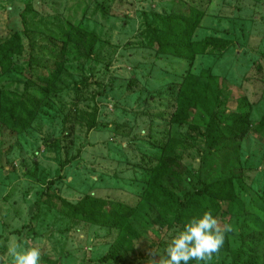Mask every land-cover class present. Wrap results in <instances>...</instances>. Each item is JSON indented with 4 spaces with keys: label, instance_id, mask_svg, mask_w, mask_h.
I'll return each mask as SVG.
<instances>
[{
    "label": "rangeland",
    "instance_id": "rangeland-1",
    "mask_svg": "<svg viewBox=\"0 0 264 264\" xmlns=\"http://www.w3.org/2000/svg\"><path fill=\"white\" fill-rule=\"evenodd\" d=\"M189 7L205 13L196 40L227 42L192 63L149 43L153 13ZM69 24L70 33H95L96 43L70 42L61 75L39 99L58 54L48 39L61 42L50 32ZM14 33L23 52L0 76V91L40 106L23 132L0 122V264H8L17 245L38 247L41 264L158 261L184 224L143 199L149 172L162 153L174 155L185 174L164 183L180 198L201 179L222 176L204 161L216 153H207L211 116L230 132L239 119L246 124L236 141L237 162L226 166L242 172L234 183L239 207L217 220L221 230L232 226L229 248L207 264H264V0H0V42ZM188 72L205 88L204 109L192 108L189 121L172 123ZM220 159L217 152L215 167L224 164ZM86 196L135 208L136 239L120 261H103L115 229L68 215L62 199L76 205Z\"/></svg>",
    "mask_w": 264,
    "mask_h": 264
},
{
    "label": "trees",
    "instance_id": "trees-1",
    "mask_svg": "<svg viewBox=\"0 0 264 264\" xmlns=\"http://www.w3.org/2000/svg\"><path fill=\"white\" fill-rule=\"evenodd\" d=\"M30 10V7L27 6L26 13ZM204 14L203 10L192 7L181 13L174 12L163 15L153 13V22L156 26L149 27V43L162 54L184 57L190 63L194 62L198 55L205 54L210 49L225 48L227 42L220 39L196 40L194 38L202 25ZM70 30L72 27L69 24L67 30L57 27L56 32H50L61 42L48 39L54 49L58 50V54L53 55L55 69L50 70L48 75L42 78L44 85L40 88L41 97L39 99L44 98L52 90L53 84L61 75L63 70L62 54L70 42L84 44L88 48L93 47L96 43L95 33L76 29L75 32L71 31L70 33ZM22 52L21 35L18 33H14L5 41L0 42V76L13 67L14 57L21 55ZM204 90L203 86L195 82L191 72L184 76V81L180 84L176 97V110L171 117L172 123L189 121V113L192 108L204 109V103L200 99ZM39 106L38 100L23 98L16 93L6 94L0 91V122L13 132H23L34 120ZM245 124L246 120L239 119L235 124L237 131L230 132L219 127L216 116L210 117L205 135L206 141L211 143L207 148V153L218 152L220 160L224 164L218 162L215 167L216 153L211 160L210 157H206L204 161L212 167L209 169L210 173H221L222 176L212 181L201 179L197 187L186 192L180 198L165 185L164 179L182 177L185 174L184 167L174 155L164 152L158 163L149 172L143 199L155 208L173 211L178 224H185L190 218L200 216L206 211H211L217 220L222 218V213L225 211L234 214L235 209L239 207L234 183L242 177V172L238 169L226 172V166L237 162L239 147L236 141ZM219 164H222V167ZM62 202L71 217H77L87 223L110 227L117 231V238L103 257V261L118 262L125 250L133 249V242L137 234L133 224V216L136 212L134 207L120 201H110L92 196L84 197L76 205L63 199ZM228 248L229 243L227 235H225L224 244L219 251ZM193 263L194 261L189 262V264Z\"/></svg>",
    "mask_w": 264,
    "mask_h": 264
},
{
    "label": "clouds",
    "instance_id": "clouds-1",
    "mask_svg": "<svg viewBox=\"0 0 264 264\" xmlns=\"http://www.w3.org/2000/svg\"><path fill=\"white\" fill-rule=\"evenodd\" d=\"M231 231L230 224L221 230L211 211L194 216L171 235L163 255L153 264H189L190 261L207 264L222 248L226 233ZM8 264H41V250L17 245L10 249Z\"/></svg>",
    "mask_w": 264,
    "mask_h": 264
}]
</instances>
